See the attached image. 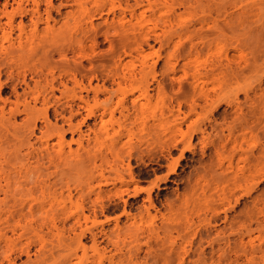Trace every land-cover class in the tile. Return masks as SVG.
<instances>
[{"label": "rangeland", "instance_id": "1", "mask_svg": "<svg viewBox=\"0 0 264 264\" xmlns=\"http://www.w3.org/2000/svg\"><path fill=\"white\" fill-rule=\"evenodd\" d=\"M35 2L41 15L31 13ZM52 3L48 16L46 0H0V181L17 185L36 175L24 155L29 144L44 148L55 129L64 138L50 136L51 151H106L107 159H95V167L90 161L40 169L44 179L65 171L58 190L71 189V200L57 195L51 204L29 206L41 199L39 188L20 186L14 197L0 191V209L25 203L13 218L0 210V264H9L7 257L14 264H89L97 254L105 264L106 256L113 264H264V0ZM19 27L29 36L19 38ZM53 65L55 84L62 89L63 79L68 86L54 91L61 102L78 91L68 77L73 70L88 83L93 67L92 85L129 91L133 85L109 73L139 77L146 65L150 103L163 114L143 128L132 115L103 112V102L122 92L94 98L89 91L69 126L54 113L55 98L44 100ZM15 101L24 109L17 114ZM124 126L130 131L110 153L109 139L97 133ZM102 172L108 182L98 192ZM52 216L81 225L68 231L59 221L58 228L40 222ZM153 227L157 236L149 234ZM87 228L97 233L95 246ZM27 245L29 257L20 254ZM39 246L51 255H39Z\"/></svg>", "mask_w": 264, "mask_h": 264}, {"label": "bare ground", "instance_id": "2", "mask_svg": "<svg viewBox=\"0 0 264 264\" xmlns=\"http://www.w3.org/2000/svg\"><path fill=\"white\" fill-rule=\"evenodd\" d=\"M46 6H47V15L50 14V9L49 7H53V3L52 0H46ZM35 6L31 8V13L32 14H37V15H41L39 12V2H35L34 4ZM49 16V15H48ZM38 21V20H37ZM20 29V33H19V38L22 37V34L25 33H21V31L23 30L22 27H19ZM28 34V33H27ZM27 34H25V36H27ZM29 36V35H28ZM27 36V37H28ZM116 65V64H115ZM116 67V66H115ZM126 67V66H125ZM150 67V65H149ZM152 67V65H151ZM50 74H51V78H50V85H49V91H48V96L44 97V100L48 101L49 103V98H55V106L53 107L54 113L56 115H60L61 118L64 119V121H66L68 123L69 126H71V115H76L77 113H80V107H82V103L87 102L86 97H88V93L89 91H92L94 98L97 97L100 93H104V92H108L110 94V96L112 94H116L118 92H122L120 96H117V99L115 101H111V98H108L106 101L103 102V112L112 114L115 111H118L121 115L125 116V117H129L132 115L134 122H137L139 125H141L143 128L146 126L147 122H148V118H150L153 122L158 121L161 118V115L163 114L162 110H160L159 108V104H151V98H152V94L149 92V88H148V78L147 75L145 73V67L142 66L141 68V72L139 77H135L132 75H126L125 72H121V71H117V68H115L116 70L112 71V73L109 75H111L112 79L115 80V78H119V82L121 79L127 80L132 86V88L128 91V90H124L119 88V90L117 91H107L106 88H104L102 86V84H99L98 82L95 83L94 85L91 84V80L92 78H96L97 79V75H96V69H94L93 67L90 69V72L87 75V79H88V83H84L83 82V78L78 79L77 78V72H79V70H73L72 73L68 76L70 78V80H72L73 82V87H77L78 91H76L75 96L70 100V102H61L59 97L55 96V90L59 89V91L61 93H63V91L65 89L68 88L67 86V82L66 80L60 79L59 80V84L62 85V89H60L56 84L55 81L57 80L56 76L53 75L54 70L56 69V67L50 66ZM58 68V67H57ZM124 68V67H123ZM60 72H66V69H59ZM81 71V70H80ZM130 72V70H129ZM60 75V74H59ZM83 77V74H82ZM24 83L27 85V83L25 82V80H23ZM118 82V83H119ZM26 89L24 88L22 95L18 94L20 97H24L26 96L27 92L25 91ZM82 91L86 92V95L82 94ZM137 92V94H135L134 92ZM131 94L133 97L130 99V101L127 100V95ZM25 98H23L24 100ZM36 99V98H35ZM130 102V103H129ZM129 103V104H128ZM18 104V101H15V105ZM24 107H26V105H28V101L25 99V101L22 103ZM151 104V105H150ZM16 108V107H15ZM12 108V109H15ZM148 108H150V113L149 110L146 111ZM11 109V112H12ZM68 109V111L70 112L69 116H65L64 112ZM24 110V109H23ZM22 109L19 110L18 105L17 108L15 109L14 113H19L21 111H23ZM162 111V112H161ZM148 112V114L146 113ZM12 112V114H14ZM16 113V114H17ZM92 115L91 111L89 110L84 117L81 118V120L75 124V126H77L78 128H80L81 125H83L86 122V119L89 118ZM34 128H35V123H33L30 128L29 131L31 133L34 132ZM102 128V127H101ZM105 128H102V131L100 130V133H97V136L99 135L98 138H102L105 137L107 138V140L109 139V148L107 149L108 151H110V153L113 151V149L115 148V145L120 141L121 137L124 135L125 131L129 132L131 127L130 126H124V129H122V127H119L118 129H112L110 130H104ZM54 131V130H53ZM55 135L56 137H58L59 139L63 140L64 138V132L61 129H55V133H52V135ZM101 134V135H100ZM50 135V136H52ZM103 135V136H102ZM50 136L46 137L44 139V148H39V147H35L33 144H29L28 146V151L25 153L24 157L27 159L28 164L31 163H35L37 169H39V172L34 175L33 177H28L27 179H25L23 182L17 181V185H12L9 183L8 177L3 179V183L0 181V191L2 193H4V196L6 197L8 194H10L12 197L15 196V193L18 192L20 190V186H24L27 187L28 186V190L33 189V188H39L41 190V199L39 198H34V202L30 203L29 206L33 205V204H39V205H44V204H51L53 203V201H55L57 195L58 196H65L67 199L71 200L73 197V193L71 191V189L67 188V192L64 195V192L61 190H58L59 188H62V183H61V178H63L64 175H66L65 171H61L60 173H58L53 179H44L43 175L41 173L40 169H48L49 167L53 166V167H58L61 164H67V167H69L70 170L76 168H80V167H86L87 163L92 161V165L95 167L98 164H95V159H100L101 162H105V160L107 159V152L106 151H96V152H91L89 150H85L83 151V153H79V152H73L72 150H69L68 152L63 151L62 149H60L57 152H53L51 151V146L53 145V143H50L49 139ZM101 136V137H100ZM78 143L80 144L81 141L77 140ZM111 142V143H110ZM0 149L1 151L5 149V147H3L2 145H0ZM133 148L130 147L129 151H133ZM137 151H141V149H139V147H137ZM127 165L124 167V169L131 174V167L129 162L126 163ZM119 180L123 181L124 177L122 175L119 174ZM132 179V178H131ZM108 182L107 178L103 176V172L100 173V177L98 179L97 182V188H98V192L101 191V187L103 185H105ZM1 199V198H0ZM4 200V199H2ZM91 202L93 203V200L91 199ZM24 206L25 203L23 202H19V204L15 202H13L10 205H5V207H3L2 209H0L2 212H4L5 214L7 213L8 216H10L11 218L14 217V212L17 214H23V210H24ZM94 212L96 210V203H94ZM26 216V215H24ZM88 217H85V219H87ZM57 221L62 223V226H65L67 224V229L68 231H73L75 229V227L81 224H77V221L71 220L68 216H64V217H59L57 218L56 216H52L50 218H46V219H41V223H46L48 225H50L52 228H58L57 226ZM134 221V220H133ZM132 221V222H133ZM135 222V221H134ZM77 224V225H76ZM131 224V223H130ZM135 225V226H134ZM134 226V227H133ZM138 226L135 223L131 224V229L132 232L135 230V233L137 235H139L140 229H136L135 227ZM134 228V230H133ZM88 230H90L89 228H87ZM152 229V227L150 228ZM155 229V227H153V230ZM158 229V228H156ZM155 231H150L149 234L153 233V235L157 236L158 235V230ZM84 229H81L80 234L78 233V236L80 237V235L84 234ZM130 230V229H129ZM142 231V230H141ZM90 232V236H91V240H92V244L95 246L96 243V238H97V233L93 232L92 230L89 231ZM129 232V231H128ZM130 230V233H132ZM143 232V231H142ZM142 232H140L142 234ZM157 232V233H155ZM134 233V232H133ZM129 234V233H128ZM136 234H134L132 236L133 238H135L134 240H137L136 237H138ZM140 234V235H141ZM77 235V234H76ZM136 235V236H135ZM152 235V234H151ZM152 235V236H153ZM135 236V237H134ZM43 247V246H42ZM42 247L38 249H42ZM37 249V250H38ZM36 250V251H37ZM43 250V251H42ZM40 253L39 250L38 252L40 253L39 255L44 256V252L45 250L42 249ZM48 251V250H47ZM53 250H51V248L49 249L48 252H52ZM46 252V253H48ZM24 253L27 257H29L30 254V246L27 245L23 248L20 249V254ZM45 255H51L49 254H45ZM132 255V254H129ZM129 255L127 256V260H129L128 258L132 259L131 256L129 257ZM134 255H132L133 257ZM46 257V256H44ZM52 257V256H51ZM105 256L102 254H97L96 257H93L92 259H90L88 261L89 264L95 263V264H105L104 261ZM135 258V256H134ZM106 259H108L109 264H113V260H111L110 256H106ZM67 260L69 259H64L63 262H60L62 264H65L67 262ZM133 260V259H132ZM129 260V261H132ZM7 261L9 264H14L15 260L11 259L10 257H7ZM58 262L60 260L55 258V262ZM117 264V263H116Z\"/></svg>", "mask_w": 264, "mask_h": 264}]
</instances>
